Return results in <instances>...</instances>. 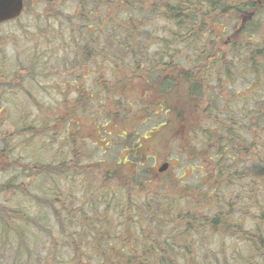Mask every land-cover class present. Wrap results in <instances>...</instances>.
I'll use <instances>...</instances> for the list:
<instances>
[{"label":"trees","instance_id":"16d2710c","mask_svg":"<svg viewBox=\"0 0 264 264\" xmlns=\"http://www.w3.org/2000/svg\"><path fill=\"white\" fill-rule=\"evenodd\" d=\"M261 3L262 9L255 0H76L71 13L67 4L52 5L67 20L59 29L57 47L73 45L85 56L75 64L96 66L100 58L109 64L110 81L117 87L134 78L158 83L168 78L151 103L154 110L159 105L171 110L169 100L188 101L178 110L172 107L180 118L192 114L197 120L195 125L192 119L185 123L178 151L181 147L185 160L195 161L197 168L192 167L202 186L193 191L199 200L184 211L182 203L189 197H181L183 190L172 192L183 183L177 174L173 185L158 188L149 186L150 180L134 187L111 186L114 179L107 175L104 182L109 186H88L92 191L79 205L68 204L60 188V194L50 188L34 192L35 181L9 177L0 186L12 199L0 202V264H197L200 240L211 242L218 234L232 233L244 234L253 251L264 256L262 229L233 212L248 209L264 216V0ZM222 15L241 21L239 33L249 35L233 39L229 52L217 45L216 22L209 25L210 18ZM160 43L164 47L152 54L153 45ZM185 61L191 63L188 69L180 67ZM91 74L101 81L106 76L103 69ZM179 79L184 84L177 86L185 92H175ZM58 85L76 89L77 103L84 96L76 79ZM154 88L147 86L143 95H152ZM125 93L113 91L111 98ZM121 105L114 102L116 108ZM187 132L193 135L186 138ZM66 167L63 162L32 170L36 177L62 179ZM126 178L143 176L138 170ZM115 192L119 201L112 207L105 199ZM21 197L26 205H21ZM215 205L219 209L214 212Z\"/></svg>","mask_w":264,"mask_h":264},{"label":"rangeland","instance_id":"374dc122","mask_svg":"<svg viewBox=\"0 0 264 264\" xmlns=\"http://www.w3.org/2000/svg\"><path fill=\"white\" fill-rule=\"evenodd\" d=\"M255 1L262 9L261 0ZM26 2L22 17L0 25V186L9 177H19L26 183L33 180L34 192L50 188L60 194V188L65 191L62 198L68 204L79 205L86 201L90 191L106 185L107 175L114 179L111 186L134 187L141 180H150L149 186L158 188L173 185L177 174L182 176L183 183L172 192L183 190L181 197L184 195L190 200L183 201L182 207L190 209L191 203L199 200L197 192L193 191L202 185L192 167L197 168V164L194 160H185L181 147L178 151L177 140L182 133L184 135V126L191 119V124L195 125L197 120L192 114L190 118L185 114L180 118L179 113L172 112L173 106L178 110L179 104L188 101L177 103L169 100L171 110L168 105H159L154 110L151 103L157 101L163 91L161 83L168 78H160L161 83L134 78L117 87L110 81L109 64L101 63L100 58H97L96 66L92 62L84 66L75 64L77 60H84L85 56L73 45L69 48L57 47L60 45L59 29L67 20L59 14L60 11H53L52 5L67 4L71 13L76 10V0ZM261 14V19H264V11ZM225 18L228 20L225 21ZM73 22L80 25L77 18ZM214 22L217 45L227 52L233 39L249 36L246 32L243 35L239 33L242 23L236 22L235 17L222 15L209 19V25ZM63 28L68 30L65 24ZM180 46L176 45L177 48ZM161 47L164 44H154L152 54ZM190 64V61H185L180 67L188 69ZM96 69H103L106 75L103 81L97 80L98 74H91ZM83 75L87 78H82ZM74 79L84 91L79 103L74 99L78 95L76 89L70 91L58 85ZM174 83L175 86L184 84L182 79ZM153 85L155 88L151 97L148 94L144 96L143 93H147L145 88ZM121 89L126 93L115 101H121L123 106L116 108L111 92L120 94ZM175 92H185V89L177 86ZM91 93L94 96L88 98L86 94ZM70 109L72 111H68ZM190 132L186 133V138L193 135ZM63 162L67 164V169L62 179L33 174V167H49ZM164 162L170 164L169 170L160 172ZM138 170L143 178H126V175H133ZM86 177L88 182H85ZM192 192L193 196H188ZM35 195L44 198L40 194ZM110 196L105 200L111 201L112 207H115L119 197L116 192ZM11 200L9 194L0 190V202L8 204ZM19 201L21 205H26L24 197ZM218 209L217 205L213 211ZM247 210L237 208L233 212L238 219L241 217L250 224L257 223L263 231L259 234L264 236V216ZM213 211L210 214H214ZM244 238L242 233H232L228 236L218 234L211 242L200 240L197 264H264V256L253 251Z\"/></svg>","mask_w":264,"mask_h":264},{"label":"water","instance_id":"95a60500","mask_svg":"<svg viewBox=\"0 0 264 264\" xmlns=\"http://www.w3.org/2000/svg\"><path fill=\"white\" fill-rule=\"evenodd\" d=\"M24 9V0H0V24L6 21H13L20 17ZM169 163H163L159 168L160 172L169 169Z\"/></svg>","mask_w":264,"mask_h":264}]
</instances>
